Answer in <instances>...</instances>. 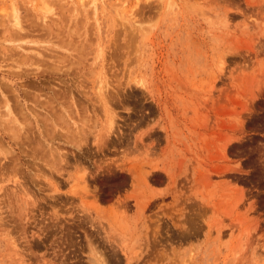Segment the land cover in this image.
<instances>
[{
  "label": "rangeland",
  "instance_id": "rangeland-1",
  "mask_svg": "<svg viewBox=\"0 0 264 264\" xmlns=\"http://www.w3.org/2000/svg\"><path fill=\"white\" fill-rule=\"evenodd\" d=\"M13 1L39 38L41 0H0L6 22ZM50 1L82 63L0 52L26 123L0 122V264H264V0Z\"/></svg>",
  "mask_w": 264,
  "mask_h": 264
},
{
  "label": "bare ground",
  "instance_id": "bare-ground-1",
  "mask_svg": "<svg viewBox=\"0 0 264 264\" xmlns=\"http://www.w3.org/2000/svg\"><path fill=\"white\" fill-rule=\"evenodd\" d=\"M56 4H58V6H63L62 4V1L63 0H54V2H56ZM93 1V0H91ZM53 2V1H52ZM51 1L49 2V0H41V6H40V10H41V14H33L34 16V19H36V21L38 20L39 22H41L43 24V26H41V28L43 27V32L42 34H40V37L39 38H30V34L29 32H27V29L25 28V24L24 22L27 21V19L29 20L31 16L32 18V15H29L26 14L25 15V19L23 18L24 16L21 15L22 12H25L24 10L21 9V6L19 4L16 3V1H13L12 4H11V9H10V12L8 14V17H9V21L6 22V20L4 19H1L0 18V52L2 50V53L5 54V53H8L6 56H8L9 54L12 56H9L11 58V60L14 62L15 64V67L18 69V68H21L22 66H31V67H34V69H39V67L42 69L47 68V71L49 69H51L50 71H56L57 73H59L60 75H62L64 73V71H67L68 70V67L71 69L72 66L74 67V64H81L82 62L80 61V57L82 56V51L84 50L83 46L82 47H78V46H74L73 42L71 41V34H66L65 38L64 36L62 35L61 32L59 31H56V32H53V28L51 27L52 25H50V22L48 21V15L50 13V11L52 10V7H53V3ZM95 3V0L92 2V4ZM123 3V1H122ZM52 4V6H50ZM80 4V7L82 8V10H84V3H79ZM19 5V6H18ZM77 7L74 6V11L76 10ZM33 9V8H32ZM31 9V10H32ZM38 10V9H37ZM39 10V11H40ZM8 13V12H7ZM35 13V12H34ZM52 13V12H51ZM48 14V15H47ZM6 15V14H5ZM29 18H28V17ZM73 16H76V15H73ZM2 17V16H1ZM33 21V20H32ZM35 21V22H36ZM28 22L31 23V20H29ZM54 22V21H53ZM29 23V24H30ZM40 23V25H42ZM33 24L34 21H33ZM39 25V24H38ZM56 25V24H55ZM28 26V25H27ZM32 27V26H31ZM36 27V26H35ZM38 27V26H37ZM40 27V26H39ZM31 30V29H30ZM34 31V30H33ZM41 31V29H40ZM31 33V32H30ZM37 33V34H38ZM69 33V32H68ZM33 34V33H32ZM35 36H37L35 34ZM38 37V36H37ZM53 37V39H55V41L51 40ZM34 45L38 46V48H36L37 50H34L32 48H30L31 46ZM81 46V45H80ZM42 48V50L40 49ZM41 50V51H39ZM45 50L48 51V56L44 55L43 52H46ZM75 54H74V53ZM101 51H99L100 53ZM1 53V54H2ZM47 53V52H46ZM77 53V54H76ZM74 54V55H73ZM101 54V53H100ZM76 55L77 58H75L74 56ZM1 57V55H0ZM4 59V57H2ZM1 58V59H2ZM7 58V57H6ZM9 58V59H10ZM7 60V59H6ZM11 61V62H12ZM41 63L45 65L44 66H39V64ZM81 62V63H80ZM49 63V64H47ZM66 64L67 65V70L66 68L64 67ZM39 66V67H38ZM14 67V68H15ZM15 68V69H16ZM62 68H65L62 69ZM76 68V66L74 67ZM22 69V68H21ZM40 69V70H41ZM19 70V69H18ZM8 71V70H7ZM79 71V70H78ZM1 73V72H0ZM32 73V72H30ZM29 72H21L20 71L18 73H14L15 75H17L18 77L20 76H23V77H28L30 76ZM43 73V72H42ZM4 74V73H3ZM37 73H35L34 75H36ZM45 74H47L45 72ZM66 74V73H65ZM6 77H13L11 72H6L5 73ZM4 75V76H5ZM100 76L99 77V86H98V89L99 90H102L103 87L106 86V82H105V79L103 77V74H99ZM74 83V82H73ZM73 85V84H72ZM4 89V88H3ZM2 90V89H1ZM6 89H4L5 91ZM62 91V90H61ZM69 91V90H68ZM67 91V92H68ZM57 92V91H56ZM60 92V91H59ZM71 92V91H69ZM99 92V91H98ZM2 93V91H1ZM66 93V92H65ZM100 96L101 98L104 100L103 98V92L100 91ZM3 94V93H2ZM63 94H64V91H63ZM69 94V93H68ZM71 94V93H70ZM16 95V94H15ZM50 95V96H49ZM57 95H59L57 93ZM57 95H51L48 94L47 95V98L45 99L47 103H49L48 105L50 106L53 102L52 101H55V98L57 97ZM65 95V94H64ZM2 96V95H1ZM60 96V95H59ZM66 96V95H65ZM72 96V95H71ZM16 97V96H14ZM73 97V96H72ZM3 98H4V101L2 103L3 107H4V110L5 112L4 113H0V122L2 121V124L4 123L3 125V129L4 132L6 131L9 135H8V138L11 137L14 138L16 135L15 138L18 137V133L21 132V130L19 129V126L21 128H23L24 126V123H25V120H23L24 122L21 123L19 120H18V117L16 116V114L14 115L13 114V108L11 107L10 103H9V99L8 97H6L4 94H3ZM58 99H61L59 97H57ZM16 99V98H15ZM65 100V99H63ZM59 101V100H58ZM19 102V100L17 101ZM35 102V101H33ZM45 102H43L44 104H46ZM60 102V101H59ZM62 102V101H61ZM66 102L63 101V103ZM71 102V101H70ZM73 102V101H72ZM104 102H106V100H104ZM20 103V102H19ZM36 103V102H35ZM40 103V102H39ZM38 103V104H39ZM51 103V104H50ZM55 103V102H54ZM53 103V104H54ZM58 103V102H57ZM62 103V104H63ZM41 104V103H40ZM56 104V103H55ZM54 104V105H55ZM66 104V103H64ZM75 104V103H74ZM105 104V103H104ZM20 105V104H19ZM54 105H51V106H54ZM57 105V104H56ZM55 105V106H56ZM59 105V104H58ZM69 107L71 106L70 104H68ZM68 105H59L61 108H62V112H59L56 114L55 110L53 111V109L51 111H53L51 114L52 116L48 119L47 116H50V115H46L44 118L45 121L47 122V119L48 121H50V128L52 130V127H55V126H58L59 123L63 122L62 124L65 125V122H66V118H68L70 115V112H69V109H68ZM58 106V107H59ZM59 107V108H60ZM72 107V106H71ZM23 108V106H22ZM42 108V107H41ZM47 109V108H46ZM56 109V108H55ZM109 111V110H107ZM110 113V111H109ZM47 114V113H46ZM44 116V115H43ZM112 116V115H111ZM111 118V117H110ZM69 120V119H68ZM36 121V119H35ZM59 122V123H58ZM69 122V121H68ZM110 122V121H109ZM112 123V121L110 122ZM26 124V123H25ZM46 124V123H45ZM62 125V126H63ZM78 126V125H77ZM111 126V124H110ZM60 127V126H59ZM66 127V125H65ZM62 128V127H61ZM110 128V127H109ZM19 129V130H18ZM25 129V128H24ZM17 130L19 131L17 133ZM78 130V129H77ZM111 130V129H110ZM50 131V130H49ZM68 131V130H67ZM71 131V130H70ZM53 132V130H52ZM46 133V132H45ZM49 135V134H48ZM47 135V136H48ZM1 142V141H0ZM77 142V141H76ZM75 144V143H74ZM79 144V143H78ZM1 146V145H0ZM4 146V145H3ZM44 146V145H43ZM50 146V144H49ZM1 149V148H0ZM44 149V148H43ZM3 150V148H2ZM35 150V149H34ZM53 153V152H52ZM57 156V155H56ZM42 159V157H41ZM54 160V159H53ZM57 161V160H56ZM52 162V161H51ZM53 163V162H52ZM51 163V164H52ZM86 173V172H85ZM80 175V178H81V181L82 183L85 182V174H79ZM81 183V182H80ZM81 183V184H82ZM85 184V183H84ZM85 188V186H84Z\"/></svg>",
  "mask_w": 264,
  "mask_h": 264
}]
</instances>
